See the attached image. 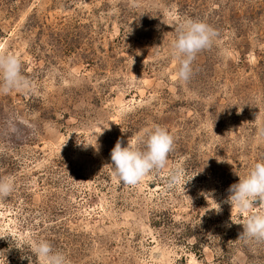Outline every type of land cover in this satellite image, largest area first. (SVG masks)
<instances>
[{"label": "rangeland", "instance_id": "obj_1", "mask_svg": "<svg viewBox=\"0 0 264 264\" xmlns=\"http://www.w3.org/2000/svg\"><path fill=\"white\" fill-rule=\"evenodd\" d=\"M187 19L218 37L184 83L171 41ZM0 52L35 87L0 94V264H40V240L70 264H264L230 219L261 206L226 202L264 160V0H0ZM157 126L174 137L165 169L123 184L111 150Z\"/></svg>", "mask_w": 264, "mask_h": 264}, {"label": "clouds", "instance_id": "obj_2", "mask_svg": "<svg viewBox=\"0 0 264 264\" xmlns=\"http://www.w3.org/2000/svg\"><path fill=\"white\" fill-rule=\"evenodd\" d=\"M176 38L171 41V54L178 60L176 78L188 82L193 75V63L196 56L211 49L218 37V32L210 24L195 19H187L176 27ZM17 91L23 94L35 92L32 82L22 74L20 59L14 55L0 52V94ZM258 135L264 137V125L258 127ZM77 145L87 148L91 143L77 139ZM174 137L167 129L155 127L145 131L136 145L121 146L117 140L111 150L113 174L129 186L139 184L150 173L158 174L165 169L169 153L173 151ZM165 179L166 189L180 185L183 172L179 168L170 169ZM192 179V178H191ZM190 179V180H191ZM189 181V180H188ZM14 191L11 180L0 179V199L7 198ZM226 202L241 213L247 212L254 202L261 206L260 211L249 214L242 222L232 219L234 224L243 227L239 237L246 241L264 242V160L254 163L244 177L230 185ZM219 213L220 208L216 209ZM229 227L231 224L228 225ZM8 236L0 235V238ZM28 248L40 264H70L68 258L44 240L29 243ZM24 257H22L23 259ZM30 260V258L28 257Z\"/></svg>", "mask_w": 264, "mask_h": 264}]
</instances>
